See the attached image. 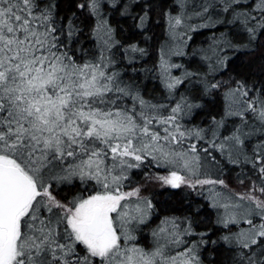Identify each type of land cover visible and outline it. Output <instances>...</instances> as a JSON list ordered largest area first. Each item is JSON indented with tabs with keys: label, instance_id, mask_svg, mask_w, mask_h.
<instances>
[{
	"label": "snow or ice",
	"instance_id": "snow-or-ice-1",
	"mask_svg": "<svg viewBox=\"0 0 264 264\" xmlns=\"http://www.w3.org/2000/svg\"><path fill=\"white\" fill-rule=\"evenodd\" d=\"M176 6L164 13L176 48L162 46L145 70L167 93L154 102L127 75L146 50L120 44L102 11L150 39L152 0H0V264H264V67L254 78L235 63L264 60V0ZM85 12L96 20L91 53ZM199 28L220 32L205 70L174 76L182 65L169 56ZM186 82L224 101L207 127L188 126L203 106L179 92ZM156 189L189 210L164 217L144 246L136 233L155 214L145 193ZM193 193H207L211 233L198 230Z\"/></svg>",
	"mask_w": 264,
	"mask_h": 264
},
{
	"label": "trees",
	"instance_id": "trees-1",
	"mask_svg": "<svg viewBox=\"0 0 264 264\" xmlns=\"http://www.w3.org/2000/svg\"><path fill=\"white\" fill-rule=\"evenodd\" d=\"M153 11H152V23L149 31L146 33L150 39H146L144 35L139 34V30L131 27L133 21L131 19H126L121 17L119 13L110 12L107 9L102 10L105 18L111 24V26L116 30L115 38L127 46L129 43H135L139 47L146 50V55L140 57L139 54H134L138 59L134 62V67L136 69L133 73L132 68L127 69L128 76H135L136 82L139 84L142 94L146 99L153 100L154 102H167V93L159 79L158 72H146V69H152L158 63L160 56V49L162 46L165 50L169 47L168 36L166 33V17L164 13H171L176 15L178 8L176 6V0H152ZM62 7H66V3H62ZM82 17L85 22L81 24V27L85 29L88 39L84 41L85 49L91 53L96 48V42L91 38L92 27L95 26L96 20L94 18L88 17L87 13H83ZM187 23L196 26L199 21H187ZM220 34L218 29L213 28H199L197 31L188 30L187 34L181 39L186 43L180 44V50L184 53L183 55H170L169 62L182 65L181 68H174L172 70L174 76H181L185 71L188 72H203L204 64L201 60V55L203 50H207L212 44V38L214 35L218 36ZM188 37H191L189 39ZM177 43H173L171 47L176 48ZM123 49H120L121 54ZM259 53H257V58L241 56L235 61L236 64L241 65V71L246 76H253L254 78H262V67H264V60H260ZM251 61V62H250ZM124 65H127V60L124 61ZM180 93H187L190 98H195L196 102L201 104L203 107L194 111L193 118L189 127L194 125H200L201 127H207L213 116L217 119L224 112V101L220 96L216 97H203L199 98V94L194 91V86L189 83H185L179 89ZM178 98V97H177ZM218 155V154H217ZM231 166H227L225 175L228 176ZM158 171L160 174L166 173V169H153ZM235 173H231V178L229 183H234ZM172 191V190H168ZM164 192L163 189L155 190V194L151 191L145 193L148 195L154 203L155 214L147 222L146 225H141L140 230L136 233L138 241L141 245L150 246L152 243V230L155 229L160 221L164 217L171 216H182L187 214L189 208V201L185 200L183 204L180 203L182 199L181 196H169L167 192L163 195L159 194ZM207 193L204 196H196L194 193L191 196L194 203L193 208L200 206V214L196 217L197 222L200 227L198 230L208 229L211 230L215 226V215L213 209L207 206L208 201L206 199ZM213 239L216 236L213 235ZM191 239V238H190ZM205 258H212L209 253H203Z\"/></svg>",
	"mask_w": 264,
	"mask_h": 264
},
{
	"label": "rangeland",
	"instance_id": "rangeland-1",
	"mask_svg": "<svg viewBox=\"0 0 264 264\" xmlns=\"http://www.w3.org/2000/svg\"><path fill=\"white\" fill-rule=\"evenodd\" d=\"M190 21V20H189ZM191 21H197V19L196 18H193V19H191ZM199 24V23H198ZM170 41L171 40H168V43H170ZM173 43H178L177 41H171V43L169 44V46L171 47V45L173 44ZM163 174H166V173H163ZM156 190H158V189H156ZM244 227H247V225H244Z\"/></svg>",
	"mask_w": 264,
	"mask_h": 264
}]
</instances>
